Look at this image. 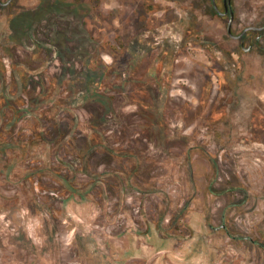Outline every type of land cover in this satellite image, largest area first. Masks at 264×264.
I'll return each instance as SVG.
<instances>
[{"label":"rangeland","instance_id":"rangeland-1","mask_svg":"<svg viewBox=\"0 0 264 264\" xmlns=\"http://www.w3.org/2000/svg\"><path fill=\"white\" fill-rule=\"evenodd\" d=\"M233 5L235 35L264 24ZM227 24L213 0L0 5V264H264V33Z\"/></svg>","mask_w":264,"mask_h":264},{"label":"flooded vegetation","instance_id":"flooded-vegetation-1","mask_svg":"<svg viewBox=\"0 0 264 264\" xmlns=\"http://www.w3.org/2000/svg\"><path fill=\"white\" fill-rule=\"evenodd\" d=\"M13 1L14 0H0V5L1 6H9L10 4L13 3ZM226 1L227 0H223L222 7H220L218 5L217 0H215V1L213 0V3H214L215 11L217 13H219L222 17L228 18L227 31H228L229 35L232 36V37L237 38L238 40L246 39V37H247V39H253V38H255V41L260 40L262 34L264 33V29H262V30L250 29V30L245 31V29H246L245 28L238 35H235L233 33V22H234V19H235V11H234L233 0H231L230 3H229V1H227L228 2L227 4H226ZM215 2H216V5H215ZM230 23H231V32L229 31V24ZM256 27H260V26H256ZM255 32L257 33L256 36L254 35ZM245 41H247V40H245ZM245 41H242L243 46H244V42ZM253 44H251L249 47H252Z\"/></svg>","mask_w":264,"mask_h":264},{"label":"water","instance_id":"water-1","mask_svg":"<svg viewBox=\"0 0 264 264\" xmlns=\"http://www.w3.org/2000/svg\"><path fill=\"white\" fill-rule=\"evenodd\" d=\"M227 1H229V3L231 2V0H227ZM227 1H226V4L228 3ZM215 5H216V2H215ZM250 29L262 30V29H264V25L260 26V27L249 26V27H246L245 31L250 30ZM229 31L231 32V23L229 24Z\"/></svg>","mask_w":264,"mask_h":264}]
</instances>
